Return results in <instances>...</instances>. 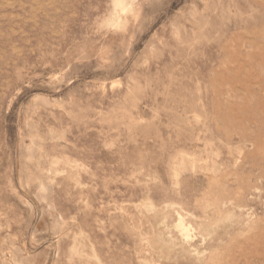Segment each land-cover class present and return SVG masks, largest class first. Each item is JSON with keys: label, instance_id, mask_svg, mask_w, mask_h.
<instances>
[{"label": "rangeland", "instance_id": "rangeland-1", "mask_svg": "<svg viewBox=\"0 0 264 264\" xmlns=\"http://www.w3.org/2000/svg\"><path fill=\"white\" fill-rule=\"evenodd\" d=\"M0 264H264V0H0Z\"/></svg>", "mask_w": 264, "mask_h": 264}, {"label": "bare ground", "instance_id": "bare-ground-1", "mask_svg": "<svg viewBox=\"0 0 264 264\" xmlns=\"http://www.w3.org/2000/svg\"><path fill=\"white\" fill-rule=\"evenodd\" d=\"M222 2H223V1H222ZM113 5H114V4H113ZM113 5H112V6H113ZM114 6H115V5H114ZM120 7H121V6H120ZM123 7H124V6H123ZM43 8H44V7H43ZM37 10H38V9H37ZM228 12H229V11H228ZM123 13H125V12H123ZM236 13H237V12H236ZM237 14H238V13H237ZM74 15H75V14H74ZM192 19H193V18H192ZM118 23H119V22H118ZM199 31H200V30H199ZM193 32H194V31H193ZM201 34H202V33H201ZM198 37H199V36H198ZM199 38H201V37H199ZM199 38H198V39H199ZM193 40H194V39H193ZM188 42H189V41H188ZM178 43H179V42H178ZM197 44H198V43H197ZM191 45H192V44H191ZM194 46H195V45H194ZM191 49H192V48H191ZM37 100H38V99H37ZM137 122H138V121H137ZM205 160H206V159H205ZM210 161H211V160H210ZM194 163H195V161H194ZM206 163H207V162H206ZM179 164H180V162H179ZM199 164H200V163H199ZM179 178H180V177H179ZM33 179H34V178H33ZM177 182H178V181H177ZM39 185H40V184H39ZM39 188H40V187H39ZM43 190H44V189H43ZM179 226L182 228L183 231H186V228L184 227V225H183L181 222L179 223ZM180 227H179V228H180ZM189 230H190V229H189ZM185 235H187V234H185ZM196 252H197V251H196ZM70 255H71V254H70ZM198 256H199V255H198ZM71 258H72V257H71ZM68 260H69V259H68Z\"/></svg>", "mask_w": 264, "mask_h": 264}]
</instances>
